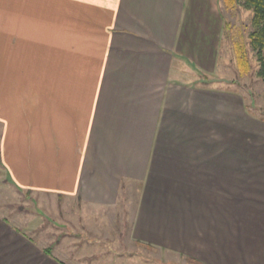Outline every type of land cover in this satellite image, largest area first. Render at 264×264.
Here are the masks:
<instances>
[{
    "label": "crops",
    "instance_id": "crops-1",
    "mask_svg": "<svg viewBox=\"0 0 264 264\" xmlns=\"http://www.w3.org/2000/svg\"><path fill=\"white\" fill-rule=\"evenodd\" d=\"M240 5L0 0V179L42 202H0V264H126L107 239L264 264V120L229 67Z\"/></svg>",
    "mask_w": 264,
    "mask_h": 264
},
{
    "label": "rangeland",
    "instance_id": "rangeland-1",
    "mask_svg": "<svg viewBox=\"0 0 264 264\" xmlns=\"http://www.w3.org/2000/svg\"><path fill=\"white\" fill-rule=\"evenodd\" d=\"M242 7L241 11L238 9L237 15L235 16L234 22L237 24L238 31L235 29V36L236 40H239L249 51V60L251 62V69L249 72L245 74H241L239 68L237 66V59H236V48L235 46L230 47V57L232 59L231 67L232 70L235 72V76L232 75L231 77L236 78V86L242 89L243 94H245L248 102V106L251 108L252 112L258 116L259 119L264 120V80L257 75V70L259 68V64L256 60V57L253 51L248 44V33L251 27V18L253 11L251 9L245 8L244 5H240ZM228 70V69H227ZM229 72H231L229 70ZM234 79V78H233ZM258 146L262 150H264V140L259 138L258 139ZM0 202L3 203L2 210L6 213H9L10 210L17 212V214H39L41 212L42 202L38 200L35 202L28 195H24L22 192L16 191L8 184H4V180L0 179ZM5 204L7 208L5 207ZM12 205V207H10ZM48 207L52 208L55 207V202L49 200ZM49 208L43 207L44 213H50ZM28 212L26 213V211ZM66 214L73 215L77 213V206L76 203H69L65 205ZM81 214L82 208H80ZM53 214V213H52ZM20 223V222H19ZM51 225V223H50ZM112 240H104V243L108 245V247L116 252L117 248H121L117 251H124L125 253L129 252V260L126 261V264H197L195 262L190 261L188 258L178 257L177 259L173 260L174 262H166V257L161 256L153 250H148L143 246L136 245V244H129L125 240L121 242L122 246L119 244H112ZM123 247V248H122ZM130 249H133L130 250ZM121 261L114 260L113 264H120ZM123 264V263H121Z\"/></svg>",
    "mask_w": 264,
    "mask_h": 264
},
{
    "label": "trees",
    "instance_id": "trees-1",
    "mask_svg": "<svg viewBox=\"0 0 264 264\" xmlns=\"http://www.w3.org/2000/svg\"><path fill=\"white\" fill-rule=\"evenodd\" d=\"M241 5L253 11L251 18V27L248 33V44L253 51L259 64L257 75L264 80V0H240ZM236 63L241 74L249 72L251 62L249 60V51L242 43L237 42ZM190 261L197 264H206L199 260L189 257Z\"/></svg>",
    "mask_w": 264,
    "mask_h": 264
}]
</instances>
